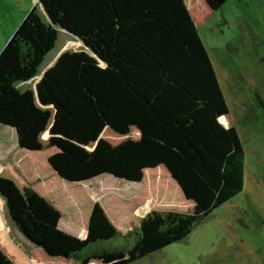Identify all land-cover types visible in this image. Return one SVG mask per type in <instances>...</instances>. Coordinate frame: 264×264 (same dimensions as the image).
I'll list each match as a JSON object with an SVG mask.
<instances>
[{"label": "trees", "instance_id": "trees-1", "mask_svg": "<svg viewBox=\"0 0 264 264\" xmlns=\"http://www.w3.org/2000/svg\"><path fill=\"white\" fill-rule=\"evenodd\" d=\"M227 1L39 0L46 19L27 11L0 50V123L18 143L0 196L37 263L142 260L242 191L245 150L198 32ZM57 27L94 55L63 51L24 88ZM101 174L139 187L91 201L83 183ZM63 210L84 238L59 228ZM115 237L132 241L98 245ZM0 264L15 263L0 250Z\"/></svg>", "mask_w": 264, "mask_h": 264}, {"label": "rangeland", "instance_id": "rangeland-1", "mask_svg": "<svg viewBox=\"0 0 264 264\" xmlns=\"http://www.w3.org/2000/svg\"><path fill=\"white\" fill-rule=\"evenodd\" d=\"M26 5H31L29 0H0V50L31 8ZM198 32L245 150L244 187L210 212L187 237L130 264H264V0H228ZM83 49L90 53L77 37L59 30L56 46L34 79L23 86L33 87L54 56ZM100 176L107 178L83 183L91 201L106 194L126 197L139 187L137 182L110 174ZM144 205L136 206L133 214L138 216L146 209ZM59 228L78 238L84 230L64 210ZM131 241L115 237L98 245L116 248ZM31 249L6 207L0 208V250L15 264H39Z\"/></svg>", "mask_w": 264, "mask_h": 264}, {"label": "crops", "instance_id": "crops-1", "mask_svg": "<svg viewBox=\"0 0 264 264\" xmlns=\"http://www.w3.org/2000/svg\"><path fill=\"white\" fill-rule=\"evenodd\" d=\"M23 1H26V0H21V2H23ZM29 1H30L31 5H29V6L26 5V7L36 6L38 8V10L42 13L41 7L39 5V0H37V1L36 0H29ZM57 56H54L52 61L49 64H47L46 68L49 65H51V63L55 60V58ZM30 82L31 81L24 82V83H22V85H27V83H30ZM24 88H27V87H24ZM16 137H17V134H16V130L14 129V127L7 126V125L0 123V170H1L2 165H3L2 163H4L5 160L11 155L12 151L16 148V145L18 144ZM102 177H106V176H97V177L92 178V180L98 179V183H100L101 180H99V178H102ZM133 190H134L133 192H135L137 190V187H135ZM95 192H97V190H95ZM133 192H131V193H133ZM4 203H5L4 198L2 196H0V208L1 209L6 207V205ZM144 206L146 207V209L144 208L145 211L144 210L142 212L139 211V214H137L138 216H144L146 213H148L149 209L151 208L150 202H147ZM140 207H142V206H139L138 208H140ZM60 219H61V217H60ZM6 227L9 229V225H7ZM80 234H81V238H84L85 237V230H83L82 233H80ZM33 260H35V259H33Z\"/></svg>", "mask_w": 264, "mask_h": 264}, {"label": "water", "instance_id": "water-1", "mask_svg": "<svg viewBox=\"0 0 264 264\" xmlns=\"http://www.w3.org/2000/svg\"><path fill=\"white\" fill-rule=\"evenodd\" d=\"M39 5H40V7H41V10H42V14H44L45 16H46V18H47V14H46V11H45V9L43 8V6H42V4L39 2ZM58 28V30H62V28H60V27H57ZM64 30V29H63ZM82 43H83V45L85 46V43L83 42V41H81ZM91 52V51H90ZM92 54H93V52H91ZM94 55V54H93Z\"/></svg>", "mask_w": 264, "mask_h": 264}]
</instances>
